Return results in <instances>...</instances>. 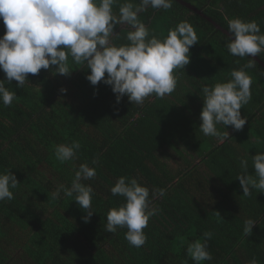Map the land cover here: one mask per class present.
<instances>
[{"label": "trees", "instance_id": "trees-1", "mask_svg": "<svg viewBox=\"0 0 264 264\" xmlns=\"http://www.w3.org/2000/svg\"><path fill=\"white\" fill-rule=\"evenodd\" d=\"M183 1L204 16L177 0L168 10L148 7L139 14L161 39L181 21L191 23L198 35L190 63L175 70V91L164 98L153 94L137 105L125 96L117 104L111 86L91 85L90 69L75 64L68 76L44 69L28 74L23 88L15 80L5 82L17 97L10 106L0 102V172L11 170L20 184L10 189L14 199L0 201V264H196L187 247L196 239L203 242L206 231L213 233L207 240L213 258L201 264H248L253 258L264 264V193L243 196L237 179L239 161L247 159L254 175L252 156L264 152V66L258 60L252 57L255 66L246 69L252 98L241 109L244 128L217 125L228 133L223 138L199 130L202 87L230 80V73L251 59L227 50L226 18L255 20L264 33V0ZM127 30V25L115 28L116 44L128 43ZM4 34L0 20V37ZM257 57L264 63V52ZM0 79H6L2 71ZM73 141L81 145L76 157L61 163L55 147ZM83 163L97 173L84 181L94 189L95 213L88 223L75 194L62 191L52 198L59 186H71ZM120 176L137 178L150 197L152 189H165L152 199L158 211L140 248L125 239L126 228L105 231L109 209L125 202L110 192ZM249 218L257 224L245 237Z\"/></svg>", "mask_w": 264, "mask_h": 264}, {"label": "clouds", "instance_id": "clouds-1", "mask_svg": "<svg viewBox=\"0 0 264 264\" xmlns=\"http://www.w3.org/2000/svg\"><path fill=\"white\" fill-rule=\"evenodd\" d=\"M118 3L119 0H0V20L5 26V34L0 37V71L6 77L0 79V102L10 106L17 97L5 82L10 84L15 80L17 87L23 88L29 80L28 74L37 75L42 69L68 76L72 64L90 69L86 79L91 85L103 82L111 86L117 104L125 96L132 104L143 105L153 94L164 98L173 93L178 82L175 70L184 69L190 63V49L199 41L194 27L188 21H181L161 39L139 19V14L148 7L168 10L174 0H139V3L124 0L119 3L117 14L114 5ZM226 19L231 34L225 45L227 50L234 56L251 59L240 69H234L230 80L202 87L199 130L205 136L220 138L228 133L222 134L217 125L232 126L239 131L247 123V117L241 114L242 107L252 98V78L246 69L255 66L252 57L264 52V33L255 20ZM124 25L128 26V43L116 44L113 37L119 33L115 28ZM61 92L66 93L67 89L62 88ZM80 147L79 141L57 145L55 158L61 163L73 160ZM97 163L98 159H93L92 164ZM239 166L241 174L237 179L243 196H251L253 190L264 193V152L252 156L254 175L249 174L247 159H241ZM96 175L95 167L81 164L71 186H59L52 198H60L62 191L67 197L75 194L74 201L86 213L84 222H90L95 213L94 189L84 181ZM19 184L11 170L0 172V201L14 199L10 189ZM110 192L123 197L125 202L109 209L105 231L116 233L126 228L125 239L129 244L142 247L147 241L144 229L158 211L151 207L152 199L163 196L165 189H152L150 197V189L137 178L120 176ZM256 224L251 218L245 220L243 235L251 236ZM212 235L206 231L203 242L196 239L188 244L187 254L196 264L213 258L207 247ZM248 264L258 262L253 258Z\"/></svg>", "mask_w": 264, "mask_h": 264}, {"label": "water", "instance_id": "water-1", "mask_svg": "<svg viewBox=\"0 0 264 264\" xmlns=\"http://www.w3.org/2000/svg\"><path fill=\"white\" fill-rule=\"evenodd\" d=\"M179 3H181L182 5H185L187 6L188 8L194 10L195 12H197L198 14L200 15H203V13L201 11H199L198 9L194 8L193 6H191L190 4L186 3L185 1L183 0H177ZM204 16V15H203ZM256 60H258L263 66H264V63L256 56L254 57Z\"/></svg>", "mask_w": 264, "mask_h": 264}, {"label": "rangeland", "instance_id": "rangeland-1", "mask_svg": "<svg viewBox=\"0 0 264 264\" xmlns=\"http://www.w3.org/2000/svg\"><path fill=\"white\" fill-rule=\"evenodd\" d=\"M176 162H180L179 160H175ZM45 181H47V179H45Z\"/></svg>", "mask_w": 264, "mask_h": 264}]
</instances>
